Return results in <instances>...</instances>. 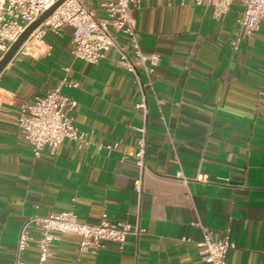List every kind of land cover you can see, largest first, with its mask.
Segmentation results:
<instances>
[{"label": "crops", "instance_id": "crops-1", "mask_svg": "<svg viewBox=\"0 0 264 264\" xmlns=\"http://www.w3.org/2000/svg\"><path fill=\"white\" fill-rule=\"evenodd\" d=\"M241 15L239 3L220 19L192 0L133 7L141 46L160 57L146 111L136 107L141 94L118 52L98 64L74 60L69 27L11 59L0 73V264H13L25 220L64 210L91 223L106 213L140 233L128 235L122 250L108 241L97 251H79L78 235L64 234L47 264H207L204 229L213 238L229 230L235 248L227 264H264V19L235 50ZM66 66L78 86L62 91L77 101L74 124L86 141L67 139L35 157L18 113L57 85ZM143 124L141 175L124 155L136 150ZM23 255L37 264L34 243Z\"/></svg>", "mask_w": 264, "mask_h": 264}, {"label": "built area", "instance_id": "built-area-1", "mask_svg": "<svg viewBox=\"0 0 264 264\" xmlns=\"http://www.w3.org/2000/svg\"><path fill=\"white\" fill-rule=\"evenodd\" d=\"M58 0H0V58L13 42L39 16ZM89 0H65L48 16L20 46L14 57L19 54H33L34 41H43L46 32L59 33L65 27L72 30L70 53L74 60L98 64L111 50L119 54L118 63L131 73L139 88L141 100L136 105L147 110V88L153 90L155 67L160 57L141 46L132 9L142 0H98L97 5ZM172 5L175 0H163ZM197 5L213 8V16L222 18L235 3L242 7L239 19L240 32L234 42L238 49L241 40L251 37L264 19V0H192ZM123 38L124 40H122ZM13 57V58H14ZM139 69L145 73L143 80ZM64 76L45 96L37 97L34 102L21 106L16 124L25 143L35 157L47 149L54 154L65 140L79 145L86 141V133L74 124L73 111L77 101L63 93V87H77L78 83L68 78L70 66L64 67ZM160 102V101H159ZM141 136L134 152L124 155L134 157L142 175L145 171L146 125L136 128ZM114 146L108 145L111 149ZM198 181H208L206 174H199ZM135 189L142 190V181L137 178ZM38 229L37 237L32 230ZM78 235L79 251H97L108 241L116 242L122 250L130 234H139L140 230L120 222L112 223L107 214L102 215L99 223L80 220L73 210L51 212L45 216L35 215L24 221L20 228L13 264H26L24 251L34 243L38 258L37 264H47L51 246L62 235ZM203 261L207 264H227V256L235 248L229 230L220 238H213L208 229H204V241L200 244Z\"/></svg>", "mask_w": 264, "mask_h": 264}, {"label": "water", "instance_id": "water-1", "mask_svg": "<svg viewBox=\"0 0 264 264\" xmlns=\"http://www.w3.org/2000/svg\"><path fill=\"white\" fill-rule=\"evenodd\" d=\"M65 0H58L49 9L44 11L39 18L31 23L24 32L18 37V39L12 43L10 48L5 52V54L0 58V73L5 68V66L11 61L15 56L20 46L29 38L32 32L48 17L50 14L56 10V8Z\"/></svg>", "mask_w": 264, "mask_h": 264}]
</instances>
